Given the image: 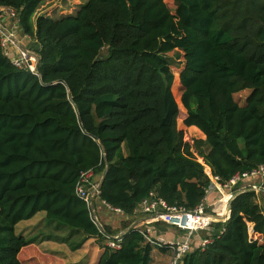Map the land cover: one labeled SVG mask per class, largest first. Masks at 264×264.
<instances>
[{
    "label": "trees",
    "instance_id": "trees-1",
    "mask_svg": "<svg viewBox=\"0 0 264 264\" xmlns=\"http://www.w3.org/2000/svg\"><path fill=\"white\" fill-rule=\"evenodd\" d=\"M44 1L0 0L39 58L37 74L15 67L0 39V264L27 261L36 240L15 226L39 212L69 228L67 242L114 235L75 193L84 171L95 183L106 169L97 199L133 217L152 191L191 211L211 177L264 169V0H87L57 19L36 15ZM191 126L204 139L188 138ZM256 195L237 194L211 244L182 264H264ZM123 229L96 264H151L153 246Z\"/></svg>",
    "mask_w": 264,
    "mask_h": 264
},
{
    "label": "built area",
    "instance_id": "built-area-1",
    "mask_svg": "<svg viewBox=\"0 0 264 264\" xmlns=\"http://www.w3.org/2000/svg\"><path fill=\"white\" fill-rule=\"evenodd\" d=\"M6 13L11 19L15 16L12 10H7ZM1 45L5 55L9 58L2 41ZM22 54L21 57L9 58L11 63L18 68L26 67L30 72L36 74L34 71L36 64L35 54L32 52ZM93 177L94 173L92 170L82 172L76 183L75 193L88 207L92 222L104 234L103 226L98 221L93 206L94 198H97L99 194L98 183L92 182ZM245 191H253L256 194L264 191V169L261 165L249 172L237 173L225 182L221 181L218 176L211 177L205 189L204 198L191 211L168 205L152 191L133 210V216H142L143 218L139 220L141 225L133 224L132 228L138 229L145 242L149 245L157 248H166L167 251H171L173 256L169 264H182V259L185 255L195 249L194 238L197 234L204 232L206 236L200 239L196 249L203 251L211 244L213 236L217 232L215 225L224 224L229 219L231 202L237 194ZM211 196H214V199L209 201ZM107 208L114 213L123 214L119 209H113L109 206ZM192 221L194 223H191ZM159 223L184 232L183 240L180 242H167L162 238H156L154 236V225ZM220 233H222L221 227H219L218 231V234ZM123 234L119 237H122ZM105 237L107 241L106 247L111 250L119 249L121 238L117 239L118 236Z\"/></svg>",
    "mask_w": 264,
    "mask_h": 264
},
{
    "label": "rangeland",
    "instance_id": "rangeland-1",
    "mask_svg": "<svg viewBox=\"0 0 264 264\" xmlns=\"http://www.w3.org/2000/svg\"><path fill=\"white\" fill-rule=\"evenodd\" d=\"M87 0H45L42 5L38 8L36 15H46L48 17H51L53 19L60 18L61 16L68 15V14H74L77 9L84 3H86ZM169 7L173 9L172 3L169 4ZM5 16V13H0V39L5 46L6 53L8 54L9 58H17L21 57L22 53H34L33 48H34V41H32L29 37L27 36H22L20 34V30L18 29V26L7 29L6 27L3 26L5 23L2 20V17ZM3 21V22H1ZM3 28L5 32L1 30ZM25 37V39H23ZM21 52V53H20ZM35 54V53H34ZM105 54V50L101 52V57H103ZM23 55V54H22ZM173 53L169 54L170 57H172ZM175 61V62H174ZM183 67V60L182 58L173 60L171 63V70L175 76L179 73V71ZM177 84L173 85L172 89L175 92V90L179 89ZM249 90L241 91L239 93H236L234 95V100L239 104L243 105L244 104V99L246 96L249 94ZM179 128H182L180 125ZM185 135L188 136L191 140L195 139H204L202 136V133L199 130L187 128L185 129ZM96 182L100 181V176H97L95 178ZM95 182V183H96ZM255 202L259 204L262 208H264V191L261 193H258L255 198ZM94 205L95 208L99 207L100 203L99 201L94 198ZM101 207V206H100ZM96 210V209H95ZM95 214L97 216L98 221L102 226H104L106 229L108 228L111 233H115L118 231H121L126 225H133V223L139 221L142 219V216H131L127 217L124 216L123 214L119 215L117 213H114L113 211L109 210L106 207H101V210L95 211ZM103 216V219L101 218ZM105 221V222H104ZM46 229L43 227H37V230H39L36 234V236L42 237L44 236H50L52 239L57 238V236L61 235V232L58 231V229L61 231V229H65L66 232L68 233L69 228L61 225L57 228L58 225L53 222V224L49 223L46 221ZM50 225L51 227L54 228L52 230L51 228L48 230L47 226ZM57 225V226H56ZM114 225V226H113ZM40 226V224H39ZM116 227V228H113ZM166 227H161L163 231H168L171 234H175L176 238L183 237L184 232L176 229V228H166ZM35 230V229H34ZM33 230V232H34ZM200 236H205L206 234L203 232L199 233ZM21 235V234H19ZM198 235V234H197ZM170 238V234L168 236ZM195 240L198 241V237L195 238ZM45 258H41L40 260H33V261H25V259H22V264H62V262H58L56 259H59V257L47 253L45 254ZM173 253L171 251H165L162 252L160 251L157 247H153L152 252H151V261L152 264L155 262L160 261V264H168L170 259L172 258ZM36 258V256H34ZM57 257V258H56ZM29 258V257H28Z\"/></svg>",
    "mask_w": 264,
    "mask_h": 264
},
{
    "label": "crops",
    "instance_id": "crops-1",
    "mask_svg": "<svg viewBox=\"0 0 264 264\" xmlns=\"http://www.w3.org/2000/svg\"><path fill=\"white\" fill-rule=\"evenodd\" d=\"M1 13H3V14L5 13V16L2 17V20L5 22L3 24L4 27H6L7 29H11V28L16 27L17 24L15 23V21L13 19H11L7 16L6 11L3 10ZM3 21H1V22H3ZM7 29H5V30L7 31ZM1 30L3 32H5V30L3 28H1ZM23 39H25V37ZM189 128L198 130L194 126H191ZM202 136H203V134H202ZM203 138H204V136H203ZM213 199H214V196H211L209 198V201H212ZM99 203H100L99 205L101 207L103 206V207L107 208V206L103 202L99 201ZM94 204L95 203L93 201V206H94V209H96L95 210L96 212L101 210L100 206L95 208ZM119 215H121V214H119ZM101 218L103 219V216H101ZM139 222L140 221H137L133 224L141 225ZM39 224H40V226H39ZM46 224L47 223L45 220V213L39 212L35 216H33L31 219L19 222L15 226V234L16 235L21 234L27 240H36L35 244H31L24 249L25 250L24 253L25 252L29 253L27 255V258L29 257L27 259V261H30L34 258L33 253L35 252V249H36V251L42 255H45V254L47 255V253H50V254H53V255L59 257V259H56V260L58 262H62V264H96L98 262L101 254L103 252L104 246H106V242H107L106 240L101 241V242H99L95 238H88V239L83 240V237L80 234H73V236L67 242V241H65V239L68 237L69 231L67 233L65 229H61V231L58 229V231L61 232V235L57 236V240H55V239L47 240L46 237H50L47 235L46 236L43 235L42 237L38 238L36 236L37 235L36 233L39 231V230H37V227H41V228L44 227L46 229ZM130 227H132V225ZM161 227L171 228V227L167 226L166 224H162V223L154 225V228H155L154 236L156 238H162L163 240H165L167 242H180L183 240L184 236L176 238L175 234H171L168 231H163V229H161ZM50 228L52 230H54L53 227L48 225L47 229L49 230ZM113 228H116V227H113ZM33 230H34V232H33ZM125 230L126 229H122L121 231L114 233V235L110 236V237H116V236L119 237L121 234H123L125 232ZM169 234H170V238H168ZM205 236H200V234L195 236V238L198 237V241L195 240V238H194L195 249H196V246L198 245V242L200 241V239L205 237ZM80 242H82V243L78 248H76L74 250L71 249V245L75 246L76 244H79ZM170 261H171V259H170ZM170 261H169V263H170ZM151 264H152V261H151ZM153 264H160V261L155 262Z\"/></svg>",
    "mask_w": 264,
    "mask_h": 264
},
{
    "label": "water",
    "instance_id": "water-1",
    "mask_svg": "<svg viewBox=\"0 0 264 264\" xmlns=\"http://www.w3.org/2000/svg\"><path fill=\"white\" fill-rule=\"evenodd\" d=\"M35 58H36V64H35L34 71H35L36 74H37V64H38V60H39V58H38V56H37L36 54H35ZM105 174H106V169L103 171V173H102V175H101V177H100V181L98 182V189H99L101 183H102L103 180H104ZM92 208H93V206H92ZM230 208H231V205H230V207H229V210H230ZM210 230H213V229H210ZM119 238H121V237H118L117 239H119Z\"/></svg>",
    "mask_w": 264,
    "mask_h": 264
},
{
    "label": "bare ground",
    "instance_id": "bare-ground-1",
    "mask_svg": "<svg viewBox=\"0 0 264 264\" xmlns=\"http://www.w3.org/2000/svg\"><path fill=\"white\" fill-rule=\"evenodd\" d=\"M191 223H194V221H192Z\"/></svg>",
    "mask_w": 264,
    "mask_h": 264
}]
</instances>
